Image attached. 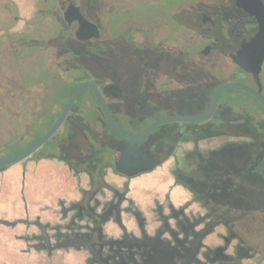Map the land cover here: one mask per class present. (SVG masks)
Listing matches in <instances>:
<instances>
[{
  "label": "rangeland",
  "instance_id": "obj_1",
  "mask_svg": "<svg viewBox=\"0 0 264 264\" xmlns=\"http://www.w3.org/2000/svg\"><path fill=\"white\" fill-rule=\"evenodd\" d=\"M48 3L50 0H0V154L19 147L21 140L30 137L29 125L34 127L37 125V120L42 121V117L36 115L42 107V89L39 86L20 85V83L25 85L29 83L18 75V68H21L22 62L14 59V52L16 41L23 34L29 33L38 38L49 37L53 24ZM226 3V0H193L176 7L177 0H101L99 10L93 12V15L98 23L101 21L106 27V29L102 28L105 37L114 36L111 25L116 24V38L120 39L127 35L133 44L142 47H166L175 56L183 51V56L188 62L211 67L233 82L252 86L254 81L247 79L244 72L237 69L234 71V76L235 65L231 66L227 63L229 61L227 53L233 49L229 41L224 38L228 36L229 29L225 28L222 31L220 40L223 43L217 46L212 41L219 35L216 26L209 28L210 24L202 20V15L216 20L218 6ZM174 7L176 8L173 9ZM51 8L57 9V4L54 2ZM84 10L88 9L84 8ZM174 21L177 23V28L173 27ZM205 46H211L207 54L202 52ZM37 60L34 63L36 71L39 69L38 65H43L51 72L58 70L55 69L54 51L51 46L44 49V64L42 60L39 62ZM163 78L158 77L156 84L162 83ZM260 78L264 94V63ZM175 83L173 80L174 87ZM98 88L101 91L99 86ZM221 93L220 98L224 100L229 96H241L243 100L240 107L247 112L252 113L253 109L259 108L243 91L225 89ZM54 109L57 111V107ZM81 109L100 116L90 98L81 104ZM253 115L264 123V114L260 110H255ZM57 131L58 139H60L59 136L65 138L66 133L62 131V126ZM232 139L235 138L223 136L209 138L201 141L199 146L201 148L216 147ZM238 139L241 137H236L235 140ZM73 140L78 142H75L77 147L67 140L63 142V149L66 152L79 153L76 151L78 147L83 152L88 150L83 140L81 143L80 140ZM54 141L57 143L56 139ZM187 146L190 145L178 143L173 157L181 159V151ZM38 150L39 148L24 159L7 166L6 168L16 164L15 174L12 177L0 179V264H69L74 258L77 261L75 264H84L88 254L86 250L49 251L42 246L52 245V240L58 239V235L80 231L89 224L86 218H76L74 209L76 201L81 198V190L89 186L87 176L80 170H75L66 160L59 158V150L55 146L45 157L43 152L45 153L48 148L40 150L38 153L41 152L42 157L36 158L33 155ZM173 157L167 158L151 172L138 174L129 180L116 174L110 167L103 171L104 180L109 184L119 189L127 184L126 198L131 200L133 205L127 202L122 204L123 213L120 222L129 232L137 235L140 227L141 230L151 234L159 225L154 212L155 207L162 208L168 201L176 207L184 203V206H187L186 212L192 219L204 215L200 204L194 202L181 186L174 185L171 175ZM25 164H27L26 168ZM80 181L86 188L80 186ZM104 192L106 196L97 197L102 203L105 202L104 197L110 196L107 190ZM134 208L141 219H134L132 216L131 212ZM100 209L101 207L98 208ZM57 210L60 212V222H62L59 225ZM124 216L131 221V228L125 226ZM41 221L48 222L43 224ZM73 221H75L74 224ZM108 221L118 231L116 235L110 236L118 238L121 235V229L113 220L108 219ZM205 221L207 222L208 218ZM170 224L174 225L172 220ZM237 228L241 236L249 238L247 243L250 246L261 249L259 254L262 255L260 259L256 258L253 261L244 259L242 262L264 264L263 217H253L252 220L245 218L237 224ZM29 229L36 230L38 234H27ZM227 235L228 230L225 226L216 225L212 233L205 237L204 246L197 254V258L204 264H213L210 258L215 248H221V252L227 256L232 253V247L224 246V237ZM207 252L210 254L206 257L204 253Z\"/></svg>",
  "mask_w": 264,
  "mask_h": 264
},
{
  "label": "trees",
  "instance_id": "obj_2",
  "mask_svg": "<svg viewBox=\"0 0 264 264\" xmlns=\"http://www.w3.org/2000/svg\"><path fill=\"white\" fill-rule=\"evenodd\" d=\"M100 1L91 0V3H82L85 18L96 24L101 31L98 38L77 40L62 17L57 12H51L54 11L51 8L52 5L49 6L53 24L49 37L38 38L29 33L18 37L14 59L17 62H22L21 68H18V75L29 83L26 85L20 83V85L41 87L42 107L36 112V115L42 117V121L37 120V125L34 127L29 125L30 137L21 140L22 143L19 147L8 153L0 154V159L23 150L41 137L58 117L75 86L84 80L94 81L100 87L103 95L106 90L110 92L109 99L111 100L107 103L109 111L118 126L129 133H140L153 121L164 116L202 114L209 108L214 89L221 83L233 82L211 67L188 62L183 56V51L175 56L165 47H142L131 41L128 43L117 41L119 38H116V24L111 25L114 31L112 38H116V40L110 39L105 44L101 37L103 36L102 28L106 29V27L101 21L98 23L93 15V12L100 8ZM191 1L193 0H177L176 7ZM84 8L88 10H84ZM218 12L221 18L228 23L243 17L240 10L232 4L220 6ZM173 23V27L177 28V23L175 21ZM25 36L27 38H22ZM49 46L53 47L55 69L58 70L51 72L46 70L43 65H38L39 69L36 71L34 69L35 61L42 60V64H44V49ZM166 57L167 65H165ZM227 63L232 66L230 60ZM165 66L168 71L171 70L172 79L180 84L182 90L174 91L171 98L167 96L169 99L166 101L167 103L162 101L160 104L158 99H161V94L155 88V78L160 77V74L155 77L152 68L156 67L159 70L160 67L164 69ZM236 69L242 71L240 68H234V76ZM221 94L214 114L202 125L203 130L209 133L194 138V141L197 142L201 137L226 134L236 135L241 139L222 143L220 145L222 155L208 163L210 174L207 187L204 188L205 201L203 205L210 217L203 234L211 232L215 225L221 224L227 229L232 224L237 226L245 218L235 217V212H249L247 214H250L247 217L249 220H252L253 217H263L264 219V123L253 115L255 110H260L264 114V109L249 94L247 95L259 107L253 109L252 113L240 107L243 100L241 96H229L224 100L220 98ZM87 98H90L98 109L90 89L82 90L61 125L62 131L66 133L65 138L59 136L60 139H58L57 131L39 147L33 156L42 157L41 152H38L47 148L45 153L42 151L43 156L49 155L50 149L56 146L55 144L59 145L62 156L66 155L63 142L77 139L80 140V143L83 140L86 143V148H95L97 160L102 161L105 158L106 150L102 139L108 137V141L111 142L118 136L107 125L100 110H98L100 116L94 112L82 111L81 104ZM180 99H183V103L178 101ZM56 107L57 111L54 109ZM166 125L168 124L156 127L147 136V139L166 128ZM194 127L202 128L199 125ZM89 132L98 136L100 142L88 143L87 133ZM55 139L57 143L54 141ZM168 143L167 139L159 140L155 144V148L144 152L147 155L161 153L160 159L165 161L174 154L173 149L176 144L174 142L169 150L163 149V147L169 146ZM62 156L60 157L62 160L67 158ZM234 169L235 175H233ZM242 181L245 186H241ZM232 182L242 195L240 199H235L230 195ZM196 264L204 263L197 260Z\"/></svg>",
  "mask_w": 264,
  "mask_h": 264
},
{
  "label": "flooded vegetation",
  "instance_id": "obj_3",
  "mask_svg": "<svg viewBox=\"0 0 264 264\" xmlns=\"http://www.w3.org/2000/svg\"><path fill=\"white\" fill-rule=\"evenodd\" d=\"M226 1V4H232L236 9L240 10V13L243 14V17L236 18L231 23H228L221 18L220 13L218 12V16L216 18V20H218V23H216V20L212 19V17L206 15H202V20L210 24L209 28L216 26L219 35L211 40L216 43L217 46H219V44L221 46V44L223 43V41L220 40V37L222 31L225 29L224 27H226V30L227 28L229 29L228 36L224 37L223 35L225 40H228L230 45L233 46L232 51L227 53V57L229 58V54L235 53V51L240 47L242 41H248L252 37L256 30V24L251 16L247 15L241 9L235 6L233 0ZM54 2L57 4V9L52 8V10L57 11L58 15L62 17V20L70 29L65 18V13H67V6L70 3H74L75 1L50 0V3L47 4L48 9H50L49 6L53 5ZM82 3H91V0H82L80 2V12L84 16V13L82 11ZM219 7L220 6H218V9ZM209 28H207V30H209ZM101 39L105 44H107L109 40H112L113 38L112 36H102ZM117 41L128 43L131 41V38L125 35V37L118 39ZM210 47L211 46H209V49ZM229 60L232 64L235 65V63L230 58ZM154 62L156 61L154 60ZM167 64L168 62L166 57L165 65ZM235 67L239 68L236 65ZM152 72L155 74V77L157 74H160V77H164L162 83H160L159 85L156 84L157 78H155V88L157 92L161 94V99H158L160 104H162V101H165V103H167L166 101L169 100L167 96L171 98V94L174 91L182 90V87L178 82L175 83V87L173 86L171 70L168 71L166 66L164 69L160 67L159 70L158 68L154 67L152 68ZM244 74L246 75L247 79L252 80L250 74H247L245 72ZM252 87H255V84H252ZM110 95V92L106 90L103 95L106 103L110 102ZM178 101L183 103V99H180ZM204 122L205 121L168 122L166 128L157 132V134H155L153 137H149L147 139V135L141 140L133 141V143L139 149L143 150V152L155 148V144H157V141L163 139H167L169 141V146L165 148L163 147V149L167 150L172 148L174 142L176 143L173 149L174 151L177 148L178 143L180 142L182 144L190 145L181 151V159L175 158L173 157V155L169 156L173 157L174 160L171 175L174 181V185L181 186L183 190L190 196V198L194 200V202L200 204V206L204 210L203 216H196L192 219L186 212L187 206H184V203L181 204L180 207H176L171 201H168L162 208L160 206L155 207L154 212L158 219L159 225L151 234L146 230H141L140 227L138 228L137 235L135 233L129 232L125 227H123L120 222V220H122L121 216L123 213L122 204L124 202L129 203V205L132 204V201L126 198L127 184L119 189L116 186L106 182L104 180L105 174H103L105 168L110 167L111 170L116 172V174L120 175L122 178H126L127 180L131 178L119 174L114 167L116 147L124 139L118 136L117 139L110 142L108 141V137H104L102 141L103 146L106 150V156L102 161L96 159L97 152H95V148L93 147H89L86 152L79 150L80 147H78L76 151H78L79 153L74 154L65 151L67 154H63L62 156L59 145L55 144V148L59 150L58 157H67L65 160L69 163L70 166L74 167L77 171L80 170V172L86 174L87 176L89 186L87 189L81 190V198L76 201L74 209L76 212L75 217L86 218L89 221V224L86 225L85 229H80V231L58 235V239H56L57 241L55 239L52 240V245L49 244L48 246L42 247L44 249H49V251H66L71 249L86 250L88 254L85 258L84 264H196L197 260H199L197 258V254L201 250L202 246H204L205 237L212 233V231L206 234L202 233L208 224V221L204 222V220L210 217L209 212L203 205V202L205 201L204 188L207 187V182L210 174L208 172L210 171V169H208V167L210 166L208 165V163L222 155L220 149L221 144L216 147L201 148L199 146V143L209 138L220 136L228 138L231 137L235 139L236 137H239L236 135L226 134L219 136L201 137L196 142L194 141V138L209 133L208 131L203 130L202 125L204 124ZM196 125H199L202 128L198 129L197 127H194ZM94 133H87V142L90 144H95L96 141L100 142V138ZM70 142L75 147L78 146L75 143L77 141L72 140ZM160 154L161 153L145 155L148 157L160 158ZM235 174L236 171L234 169L233 175ZM232 184L234 183L232 182ZM232 184L230 187L232 190V193H230L231 197L240 199L242 197L241 193L236 189V185L234 184L232 187ZM243 185L245 186L244 181L241 182V186ZM105 190L109 192L110 196L108 198L104 197L105 202L102 203L98 200L97 197L106 196L104 192ZM100 207L101 209L98 210V208ZM131 213L134 219H141L139 213L135 210V208ZM248 213L249 212H235L234 215L235 217L247 218L250 216V214L247 215ZM108 219L113 220L121 229V235L118 238L108 236L104 233V224L108 222ZM171 220L173 221L174 225L170 224ZM74 223L75 221H73V224ZM227 230L228 235L224 237V246L232 247L233 252L227 256L221 252V248H215L213 250L212 257L210 258L211 263L244 264L242 262L244 259L253 261L256 258L260 259V256L262 258V255L259 254V250L261 249H258V247L256 246H250V244L247 243V239L249 238H244L243 236H241L236 225L232 224ZM40 235H42V233ZM209 254L210 252L204 253V256L207 257Z\"/></svg>",
  "mask_w": 264,
  "mask_h": 264
},
{
  "label": "water",
  "instance_id": "obj_4",
  "mask_svg": "<svg viewBox=\"0 0 264 264\" xmlns=\"http://www.w3.org/2000/svg\"><path fill=\"white\" fill-rule=\"evenodd\" d=\"M67 6L65 13L66 21L77 40H89L98 38L100 35L99 27L89 21L80 12V2L82 0H74ZM235 6L244 13L251 16L256 24V30L248 41H242L240 47L235 53H230L229 58L243 72L250 74L254 81L255 87L248 86L237 82H224L219 84L213 91L210 99V105L207 112L196 116L172 115L164 116L153 121L144 131L140 133H129L121 129L112 114L109 111L105 98L98 88V85L92 80H84L80 82L70 93L61 112L55 119L48 130L23 150L0 159V171L7 166L16 163L32 154L41 147L62 125L64 119L68 115L72 105L79 96L80 92L86 88L90 89L95 102L102 113L107 125L119 137L124 139L116 147L114 157L115 170L126 177H134L138 174L152 171L162 163L158 157H148L139 149L133 141H138L149 135L156 127L164 123L172 121L181 122H201L208 120L214 113L220 93L225 89H233L243 91L255 98L264 109V94L262 93V82L260 74L264 63V1L263 0H233ZM209 46H205L202 50L203 54H207Z\"/></svg>",
  "mask_w": 264,
  "mask_h": 264
},
{
  "label": "crops",
  "instance_id": "obj_5",
  "mask_svg": "<svg viewBox=\"0 0 264 264\" xmlns=\"http://www.w3.org/2000/svg\"><path fill=\"white\" fill-rule=\"evenodd\" d=\"M45 160V159H44ZM43 160V161H44ZM39 161H42V160H39ZM16 164H14V165H12V166H10V167H8V168H6V169H4V170H2V171H0V179H2V178H9V177H12V175H14L15 174V169L17 168L16 166H15ZM20 165V164H19ZM27 164H25V168L27 167L26 166ZM83 179L81 178V181H82ZM80 181V186L82 187V188H86L85 186H83V184H82V182ZM131 191V190H130ZM78 197V196H77ZM77 197H76V200H77ZM138 202H139V198H138ZM57 222H58V225L59 224H61L62 222H60V212H59V210H57ZM34 219V218H33ZM123 219H124V224H125V226L126 227H129V228H131V221L128 219V217L126 216H124L123 217ZM17 221L18 220H20V219H16ZM62 221V220H61ZM48 221H41V223H43V224H45V223H47ZM50 224H52L53 225V223H50ZM57 225V226H58ZM30 233H33V234H35V235H37L38 234V232L36 231V230H34V229H29L28 231H27V234H30ZM104 233L105 234H107L108 236H110V235H116L117 233H118V231H116L115 229H114V226L112 225V223L110 222V221H108V222H106L105 224H104ZM28 243V242H27ZM61 255V254H60ZM72 255V254H71ZM74 258V257H73ZM75 263H77V261L75 260V258L73 259V261H71L69 264H75Z\"/></svg>",
  "mask_w": 264,
  "mask_h": 264
}]
</instances>
